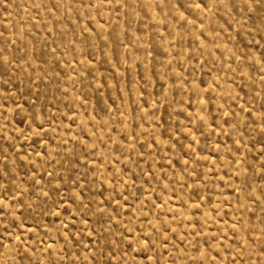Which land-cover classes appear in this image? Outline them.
<instances>
[{
	"label": "rangeland",
	"instance_id": "374dc122",
	"mask_svg": "<svg viewBox=\"0 0 264 264\" xmlns=\"http://www.w3.org/2000/svg\"><path fill=\"white\" fill-rule=\"evenodd\" d=\"M0 264H264V0H0Z\"/></svg>",
	"mask_w": 264,
	"mask_h": 264
}]
</instances>
